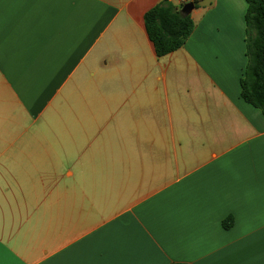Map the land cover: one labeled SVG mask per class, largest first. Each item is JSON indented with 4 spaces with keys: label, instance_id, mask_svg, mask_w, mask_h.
Here are the masks:
<instances>
[{
    "label": "crops",
    "instance_id": "0c3cea01",
    "mask_svg": "<svg viewBox=\"0 0 264 264\" xmlns=\"http://www.w3.org/2000/svg\"><path fill=\"white\" fill-rule=\"evenodd\" d=\"M161 1L182 0H0V264H264L247 4L194 8L158 58ZM63 131L71 149H25Z\"/></svg>",
    "mask_w": 264,
    "mask_h": 264
},
{
    "label": "trees",
    "instance_id": "16d2710c",
    "mask_svg": "<svg viewBox=\"0 0 264 264\" xmlns=\"http://www.w3.org/2000/svg\"><path fill=\"white\" fill-rule=\"evenodd\" d=\"M245 2L244 43L247 63L239 80L240 97L264 115V0ZM182 6L175 7L167 1H161L143 16L148 39L158 58L180 49L194 30L190 14L180 11ZM232 224L231 217L222 221L225 230Z\"/></svg>",
    "mask_w": 264,
    "mask_h": 264
},
{
    "label": "rangeland",
    "instance_id": "374dc122",
    "mask_svg": "<svg viewBox=\"0 0 264 264\" xmlns=\"http://www.w3.org/2000/svg\"><path fill=\"white\" fill-rule=\"evenodd\" d=\"M71 110V109H70ZM69 126H71V122H69ZM59 130V129H57ZM64 133V134H62ZM60 133L61 135V140H62V146H58L56 141H53L49 138L44 141L42 146L40 147L39 144L37 145L36 143L32 142L29 140V144L25 149H71V131L69 133L62 132ZM114 147V146H112ZM120 148L123 149H131V139L130 138H124L123 143L119 146ZM115 148V147H114ZM68 204V203H67Z\"/></svg>",
    "mask_w": 264,
    "mask_h": 264
},
{
    "label": "water",
    "instance_id": "95a60500",
    "mask_svg": "<svg viewBox=\"0 0 264 264\" xmlns=\"http://www.w3.org/2000/svg\"><path fill=\"white\" fill-rule=\"evenodd\" d=\"M213 2H214V0H200V1L196 2V3H191L190 2V3H187V4L183 5L180 11L183 14H187L188 15V14L191 13V11L194 8H196V7H210V6H212Z\"/></svg>",
    "mask_w": 264,
    "mask_h": 264
},
{
    "label": "built area",
    "instance_id": "2783aa9c",
    "mask_svg": "<svg viewBox=\"0 0 264 264\" xmlns=\"http://www.w3.org/2000/svg\"><path fill=\"white\" fill-rule=\"evenodd\" d=\"M198 1H200V0H182L181 1V5H185V4H187V3H196V2H198Z\"/></svg>",
    "mask_w": 264,
    "mask_h": 264
}]
</instances>
